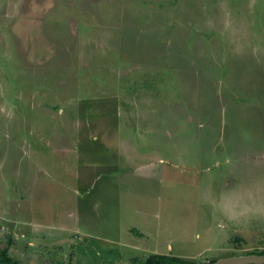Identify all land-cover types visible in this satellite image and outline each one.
<instances>
[{
	"label": "rangeland",
	"instance_id": "374dc122",
	"mask_svg": "<svg viewBox=\"0 0 264 264\" xmlns=\"http://www.w3.org/2000/svg\"><path fill=\"white\" fill-rule=\"evenodd\" d=\"M10 235L22 264L264 251V0H0Z\"/></svg>",
	"mask_w": 264,
	"mask_h": 264
},
{
	"label": "trees",
	"instance_id": "16d2710c",
	"mask_svg": "<svg viewBox=\"0 0 264 264\" xmlns=\"http://www.w3.org/2000/svg\"><path fill=\"white\" fill-rule=\"evenodd\" d=\"M11 236V235H10ZM9 243L5 247H0V264H22L21 260L15 258L10 252V246L14 243L13 237H10ZM256 254H264V251L252 252ZM215 261V260H214ZM209 264H213V262ZM144 264H202L190 259L176 257L168 254H151L147 257ZM207 264V263H205Z\"/></svg>",
	"mask_w": 264,
	"mask_h": 264
},
{
	"label": "water",
	"instance_id": "95a60500",
	"mask_svg": "<svg viewBox=\"0 0 264 264\" xmlns=\"http://www.w3.org/2000/svg\"><path fill=\"white\" fill-rule=\"evenodd\" d=\"M213 264H264V254L249 253L215 260Z\"/></svg>",
	"mask_w": 264,
	"mask_h": 264
},
{
	"label": "crops",
	"instance_id": "0c3cea01",
	"mask_svg": "<svg viewBox=\"0 0 264 264\" xmlns=\"http://www.w3.org/2000/svg\"><path fill=\"white\" fill-rule=\"evenodd\" d=\"M34 230L37 231L38 229H37V228H34ZM33 237H34V236H33ZM33 237H29V239H31V238L33 239ZM18 239H20V238H18ZM34 241H35V240H34ZM34 241H29V242L26 243V247H27V249L29 248L28 250L31 251V250L34 249V250L36 251L37 249L40 248V247H38V248L36 249V245H38V244H37L36 242H34ZM13 244H15V241H14ZM13 244H11V246H13ZM11 246H10V247H11ZM34 246H35V248H34ZM37 251H38V250H37ZM37 256H38V254H37ZM40 256H41V255H40ZM15 258H16V257H15ZM36 258L38 259L39 257H36ZM17 259L21 260V257H19V258H17ZM41 259H42V258H40V260H41ZM44 260H46V259L43 258V261H44ZM43 261H42L41 263L39 262L38 264H42ZM21 262H22V260H21ZM22 263H23V262H22ZM27 263H29V262H27ZM33 264H35V261H34Z\"/></svg>",
	"mask_w": 264,
	"mask_h": 264
}]
</instances>
